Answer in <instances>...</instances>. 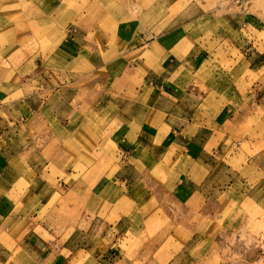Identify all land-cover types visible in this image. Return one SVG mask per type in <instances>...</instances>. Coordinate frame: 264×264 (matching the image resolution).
<instances>
[{"label":"crops","instance_id":"0c3cea01","mask_svg":"<svg viewBox=\"0 0 264 264\" xmlns=\"http://www.w3.org/2000/svg\"><path fill=\"white\" fill-rule=\"evenodd\" d=\"M242 1L135 0L107 31L63 0H0V264H156L226 191L263 207L264 0ZM66 196L83 213L56 236Z\"/></svg>","mask_w":264,"mask_h":264},{"label":"rangeland","instance_id":"374dc122","mask_svg":"<svg viewBox=\"0 0 264 264\" xmlns=\"http://www.w3.org/2000/svg\"><path fill=\"white\" fill-rule=\"evenodd\" d=\"M63 1L66 10H75L81 17V20L74 21L75 25L85 21L88 24L86 28H90L91 24L99 23L108 31L122 23L129 24L128 27H130L134 25V22H137L134 9L136 4L133 3L135 0ZM219 2L222 3V8L232 6L231 1L228 0H219ZM121 4L128 6L132 11H123ZM19 6L25 7L24 3ZM2 33L1 38L5 42V36H2ZM187 49L197 55L201 51V48L194 45H189ZM255 151L258 149L252 150V152ZM93 178L91 173L83 176L90 186L94 183ZM231 194L230 190L226 191V197L222 200L225 204L224 208L221 206V210L218 212L214 210L213 216L210 213L209 216H201L200 208L199 212L194 210V219L189 225L192 231H199L202 238H194L188 242V234L185 236V233L178 232L175 237L166 240L163 247L167 252L170 251L169 249L173 250L174 254L160 253L161 251H159L154 257L153 255L149 256L147 261L151 259L156 264H264V200L261 202L263 207L251 206L247 200L241 203L240 198H227V195ZM72 198V196L62 197L58 202L59 208L50 210L44 220L45 223L48 222V228L55 231L53 234L56 236L64 234V232L68 234L76 224L74 221H79L83 213V197L80 200V205L76 208L69 205L73 201ZM174 226L172 224L170 227ZM187 233L190 232L187 231ZM139 240L132 239L129 240L130 242L128 241L132 243L131 246L124 245L128 249L129 255L137 249L141 242H144V240ZM95 243L101 246L104 245V240L97 239ZM190 249H194L193 256L185 255L184 251L186 250L188 253Z\"/></svg>","mask_w":264,"mask_h":264},{"label":"built area","instance_id":"2783aa9c","mask_svg":"<svg viewBox=\"0 0 264 264\" xmlns=\"http://www.w3.org/2000/svg\"><path fill=\"white\" fill-rule=\"evenodd\" d=\"M228 1H231V2H233L234 4H237V5H242V3H243L242 0H228Z\"/></svg>","mask_w":264,"mask_h":264}]
</instances>
